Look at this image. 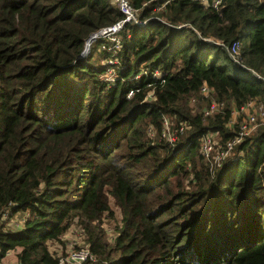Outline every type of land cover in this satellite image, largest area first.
Returning a JSON list of instances; mask_svg holds the SVG:
<instances>
[{
  "label": "trees",
  "instance_id": "16d2710c",
  "mask_svg": "<svg viewBox=\"0 0 264 264\" xmlns=\"http://www.w3.org/2000/svg\"><path fill=\"white\" fill-rule=\"evenodd\" d=\"M212 1L130 0L145 23L77 61L124 17L111 0H0V214L29 212L19 228L0 217V259L69 264L87 246L83 264H264V135L222 165L201 151L206 134L237 133L234 110L264 102V80L232 73L243 64L217 43L264 62V0Z\"/></svg>",
  "mask_w": 264,
  "mask_h": 264
},
{
  "label": "built area",
  "instance_id": "2783aa9c",
  "mask_svg": "<svg viewBox=\"0 0 264 264\" xmlns=\"http://www.w3.org/2000/svg\"><path fill=\"white\" fill-rule=\"evenodd\" d=\"M115 5L118 6L121 13L124 17L106 27H102L99 30L92 32L90 35L93 36V40L90 42L86 40L84 49L82 53L84 56L90 55L97 46L101 44L102 49H114L118 50L121 48V36L120 32L123 30L124 26L128 22H134L137 24H144L145 21H141L140 15L138 13V9L134 8L131 4L130 0H111ZM158 1V0H150ZM200 1L203 4H208V0H195ZM146 2L145 4H147ZM167 4L164 3V6ZM222 4V0H213L211 6L219 10ZM178 26H188L185 23H179ZM207 40H214L211 36L206 37ZM107 42H111L112 46L108 47ZM217 43L226 47L229 55L235 58L240 50V42L233 41L231 44H226L222 40H217ZM112 62V61H111ZM145 72L142 71L138 76L143 75ZM161 72H155L153 76L159 77ZM255 75L264 80L260 74L255 73ZM201 93L205 96H209L210 89L207 85H203L201 88ZM133 94V91L129 93V97ZM152 92H150L145 100L149 98H153ZM193 103H196V98L192 99ZM223 106V102L213 101L210 107L205 108V115H211L213 112L219 110ZM245 114V117L239 121V117ZM231 123H239V129L237 133L229 139L225 143H221L219 138H217V134H206L202 140L201 151L205 156L206 160L209 161L212 165H222L224 161L228 159L234 152L235 148L242 144L246 139L255 140L264 135V102L260 101L258 98H253L246 102L240 109H236L233 111ZM164 123V131L163 136H167L170 141H175L177 138V130H171V122L170 119L165 117L163 119ZM185 125L181 126L180 130L183 131ZM154 134V132L152 131ZM13 204L9 203V205L3 209L0 214L1 220L5 222L7 227L11 228H19L23 225V223L27 220L29 216V212H21L15 211L13 209ZM8 252L6 255H8ZM61 262L69 263V264H83L88 259H94L92 256L90 249L87 246H82L78 249H72L66 255L60 256ZM4 258L0 259V264H5L3 261ZM18 264V263H15Z\"/></svg>",
  "mask_w": 264,
  "mask_h": 264
},
{
  "label": "rangeland",
  "instance_id": "374dc122",
  "mask_svg": "<svg viewBox=\"0 0 264 264\" xmlns=\"http://www.w3.org/2000/svg\"><path fill=\"white\" fill-rule=\"evenodd\" d=\"M247 29H244L243 30V43L247 46L248 45V39L247 37L245 36V33H246ZM238 58L240 59L241 63L243 64V68L245 70H240V72L237 70L238 67H233L235 69L232 70V73L234 74H237V73H240L242 76H245V77H252V74L255 75V73L259 72L261 73V76L264 77V62H261L260 65H257L255 63H251L249 60H248V57L247 56H243L242 55V51L239 52L238 54ZM257 71V72H256ZM111 73V72H110ZM108 223H111L110 224V227H114V225L112 224H115L116 223V220H111V222H108ZM107 223V224H108ZM66 237V236H65ZM67 238L69 240V243L71 241H74V237L72 234H68L67 235ZM79 241V240H78ZM70 246V245H69ZM58 253H63L62 250H59L58 249ZM62 256V255H61ZM17 252L16 251H12L10 252L8 255H6L3 259L4 263L5 264H15L17 263Z\"/></svg>",
  "mask_w": 264,
  "mask_h": 264
},
{
  "label": "water",
  "instance_id": "95a60500",
  "mask_svg": "<svg viewBox=\"0 0 264 264\" xmlns=\"http://www.w3.org/2000/svg\"><path fill=\"white\" fill-rule=\"evenodd\" d=\"M190 27V26H189ZM198 34L200 35V33L198 32ZM86 40H88V41H92L93 40V36H89ZM85 56H84V54L83 53H81L80 55H78V57H77V61H79V60H81L82 58H84Z\"/></svg>",
  "mask_w": 264,
  "mask_h": 264
}]
</instances>
